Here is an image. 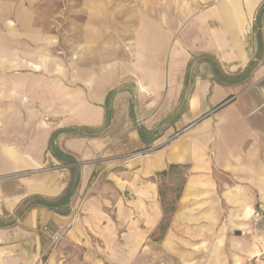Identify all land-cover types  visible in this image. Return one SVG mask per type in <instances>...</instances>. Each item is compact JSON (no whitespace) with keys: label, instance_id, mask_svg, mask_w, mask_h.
<instances>
[{"label":"crops","instance_id":"1","mask_svg":"<svg viewBox=\"0 0 264 264\" xmlns=\"http://www.w3.org/2000/svg\"><path fill=\"white\" fill-rule=\"evenodd\" d=\"M120 1L54 20L0 0V264H41L66 224L51 264L143 236L170 164L174 229L196 232L175 246L264 256V0Z\"/></svg>","mask_w":264,"mask_h":264},{"label":"rangeland","instance_id":"2","mask_svg":"<svg viewBox=\"0 0 264 264\" xmlns=\"http://www.w3.org/2000/svg\"><path fill=\"white\" fill-rule=\"evenodd\" d=\"M46 1V5L38 8V13L44 16H52L54 20L55 17L60 18L61 14L69 15L70 17L74 14V17L79 7L77 0ZM66 2H69L70 4L68 5ZM119 2L121 1L119 0ZM59 25L60 23H55V26L58 27ZM150 153L151 152L148 151L146 155ZM179 166H181V168L176 175L173 174L165 178H160L158 176L152 177L158 184V192L159 189H162L164 192L167 204L171 203L170 198L174 194L175 187L184 186L185 175L188 169L184 165ZM173 217L174 211L172 213H169L168 210L166 213L162 211V216L159 223L147 231L143 230L142 232L144 234L143 236L141 235V237H137L138 232L134 231L133 238H126L125 236L127 235V231L119 230L117 232V237L111 240L113 246L111 248H107V255L104 254V250L95 248V250H99L97 252L98 256L96 262L92 263L82 261L84 258H87L88 251L86 248L78 250L69 247L64 251V253H60L58 256L59 261L55 264H222L220 261L222 260V255L224 254L220 248H211V252L213 250L216 254L217 251V253H220L221 255H216L214 258H212L211 254L208 256V261H206L203 248H195L189 245L175 246V241L184 243L183 238H194L196 232L190 233V231L180 230V228L175 231L174 228L176 227L173 223ZM253 218H255L254 215ZM70 227L71 226L69 225L66 231L63 232L61 239L50 248L48 255L43 258L41 264H51V259L54 257V255H56L59 248L61 247V244ZM164 238L166 239L165 244L163 241ZM187 243L188 242H185V244ZM189 250L197 251V253L190 254V252H188ZM245 264H264V256L247 260Z\"/></svg>","mask_w":264,"mask_h":264},{"label":"trees","instance_id":"3","mask_svg":"<svg viewBox=\"0 0 264 264\" xmlns=\"http://www.w3.org/2000/svg\"><path fill=\"white\" fill-rule=\"evenodd\" d=\"M181 166L177 164H170L168 167L160 172L155 173V176H158L160 178H165L173 174H177ZM182 186H176L174 189V194L171 196L170 201L171 203L167 204L165 199V194L162 191V189H159V200L161 201L162 209L166 213L168 210L169 213H172L174 211L175 203L180 199L181 193H182ZM66 200V199H65ZM49 207H52L51 205H48Z\"/></svg>","mask_w":264,"mask_h":264},{"label":"built area","instance_id":"4","mask_svg":"<svg viewBox=\"0 0 264 264\" xmlns=\"http://www.w3.org/2000/svg\"><path fill=\"white\" fill-rule=\"evenodd\" d=\"M148 153V151L147 152H138V153H135V154H131V155H129L128 157H130V158H134V157H136V156H142V155H145V154H147ZM254 217H255V219H258V218H260L261 217V215L259 214V213H254ZM69 227V225L67 224V225H64V226H62V227H60L56 232H54L52 235H51V244H50V248L52 247V246H54L60 239H61V236H62V234H63V232H65L66 231V229Z\"/></svg>","mask_w":264,"mask_h":264}]
</instances>
